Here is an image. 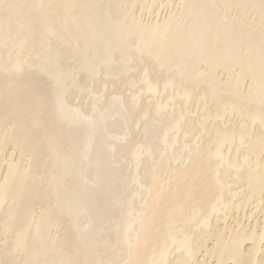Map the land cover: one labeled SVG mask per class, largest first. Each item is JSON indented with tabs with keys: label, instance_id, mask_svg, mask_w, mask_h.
Instances as JSON below:
<instances>
[{
	"label": "bare ground",
	"instance_id": "obj_1",
	"mask_svg": "<svg viewBox=\"0 0 264 264\" xmlns=\"http://www.w3.org/2000/svg\"><path fill=\"white\" fill-rule=\"evenodd\" d=\"M0 264H264V0H0Z\"/></svg>",
	"mask_w": 264,
	"mask_h": 264
}]
</instances>
